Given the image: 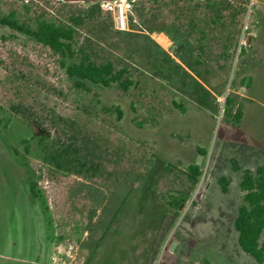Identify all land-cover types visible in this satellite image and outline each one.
<instances>
[{"label":"rangeland","instance_id":"rangeland-1","mask_svg":"<svg viewBox=\"0 0 264 264\" xmlns=\"http://www.w3.org/2000/svg\"><path fill=\"white\" fill-rule=\"evenodd\" d=\"M127 2L120 28L113 0H1L31 25L79 16L76 47L136 85L76 91L59 54L0 27V264H264L233 227L242 168L264 163V0Z\"/></svg>","mask_w":264,"mask_h":264},{"label":"trees","instance_id":"trees-1","mask_svg":"<svg viewBox=\"0 0 264 264\" xmlns=\"http://www.w3.org/2000/svg\"><path fill=\"white\" fill-rule=\"evenodd\" d=\"M1 3V0H0ZM91 3V13H101L100 7L106 6V1H94ZM111 9V8H109ZM81 21L79 16L71 17L68 22L56 21L47 18H38L34 25L19 20L13 11L7 13L0 12V27L21 33L33 40L48 46L53 52L60 55V64L64 68L70 80V86L76 91H89L92 86L113 87L116 86L124 91L136 85V81L130 76L126 66L115 65L111 60L95 62L90 59L81 47L75 45V26ZM79 60H75L76 55ZM117 118L122 117L120 107L115 108ZM200 154H205V149L200 150ZM52 160L59 166L57 157L52 156ZM231 169L237 171L241 169L235 157L230 158ZM201 174L200 166L195 162L190 163L185 175L192 189L198 182ZM229 178L222 175L218 178V183L223 193L229 191ZM239 188L242 191L241 200L237 206L236 215L233 220V227L237 232V243L239 247L257 262L264 258V163L258 164L254 169L242 168V177L239 181ZM31 195L38 197L46 214L45 201L37 194L33 182L29 186ZM187 196V195H186ZM185 195L174 194L171 199L165 201L171 214L165 213L158 242L161 241L170 225L163 227V223L170 224L178 216L179 205L185 200Z\"/></svg>","mask_w":264,"mask_h":264},{"label":"built area","instance_id":"built-area-1","mask_svg":"<svg viewBox=\"0 0 264 264\" xmlns=\"http://www.w3.org/2000/svg\"><path fill=\"white\" fill-rule=\"evenodd\" d=\"M117 2V24L120 28H125V18L127 15V11L130 10V4L127 2L128 0H113ZM160 34L157 35V39L159 38Z\"/></svg>","mask_w":264,"mask_h":264},{"label":"water","instance_id":"water-1","mask_svg":"<svg viewBox=\"0 0 264 264\" xmlns=\"http://www.w3.org/2000/svg\"><path fill=\"white\" fill-rule=\"evenodd\" d=\"M66 2H71V1H83V2H93V1H111V0H62ZM195 163L197 165L200 164V156H197Z\"/></svg>","mask_w":264,"mask_h":264},{"label":"bare ground","instance_id":"bare-ground-1","mask_svg":"<svg viewBox=\"0 0 264 264\" xmlns=\"http://www.w3.org/2000/svg\"><path fill=\"white\" fill-rule=\"evenodd\" d=\"M164 40V38H162ZM162 43V42H161Z\"/></svg>","mask_w":264,"mask_h":264}]
</instances>
